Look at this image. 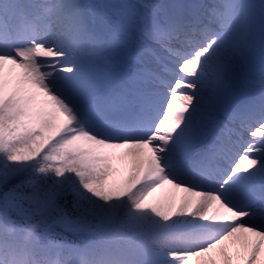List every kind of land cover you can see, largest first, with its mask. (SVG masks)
I'll return each instance as SVG.
<instances>
[{
  "label": "snow or ice",
  "instance_id": "obj_1",
  "mask_svg": "<svg viewBox=\"0 0 264 264\" xmlns=\"http://www.w3.org/2000/svg\"><path fill=\"white\" fill-rule=\"evenodd\" d=\"M0 264H264V0H0Z\"/></svg>",
  "mask_w": 264,
  "mask_h": 264
},
{
  "label": "bare ground",
  "instance_id": "obj_2",
  "mask_svg": "<svg viewBox=\"0 0 264 264\" xmlns=\"http://www.w3.org/2000/svg\"><path fill=\"white\" fill-rule=\"evenodd\" d=\"M180 91H184V89H181ZM178 103H179V101H178ZM174 189H171L170 188V186L169 187H166L164 190H162L160 193H157L156 194V197L157 198H159V197H161V196H163V195H165V194H167V195H175L174 194ZM184 195H187L186 193H177V195L176 196H179V197H182V196H184ZM180 202V201H179ZM178 203V202H177Z\"/></svg>",
  "mask_w": 264,
  "mask_h": 264
},
{
  "label": "rangeland",
  "instance_id": "obj_3",
  "mask_svg": "<svg viewBox=\"0 0 264 264\" xmlns=\"http://www.w3.org/2000/svg\"><path fill=\"white\" fill-rule=\"evenodd\" d=\"M184 91H185V90H184ZM174 194L177 195L176 191H174ZM181 194H182V193H181ZM178 197H179V196H178ZM176 202H178L177 204H179V199H177Z\"/></svg>",
  "mask_w": 264,
  "mask_h": 264
}]
</instances>
